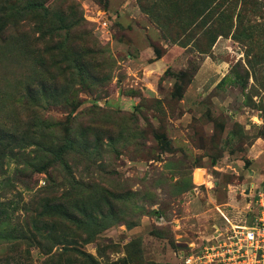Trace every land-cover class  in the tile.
I'll use <instances>...</instances> for the list:
<instances>
[{
	"label": "rangeland",
	"instance_id": "rangeland-1",
	"mask_svg": "<svg viewBox=\"0 0 264 264\" xmlns=\"http://www.w3.org/2000/svg\"><path fill=\"white\" fill-rule=\"evenodd\" d=\"M38 2L52 11L46 25L85 22L89 34L77 41L85 53L95 41L108 52L94 89L74 84L78 108L45 95L19 100L25 84L52 77L50 50L61 59L58 37L38 31L41 16L25 21L24 51L12 42L7 59L0 55V122L23 131L39 113L50 124L40 127L44 145L2 158L0 264H186L226 220L221 210L255 223L264 184V0ZM73 138L78 146L57 153ZM86 186L95 197L116 193L118 218L107 215L91 240L76 224L57 225L53 235L65 241L53 239L42 202L81 199Z\"/></svg>",
	"mask_w": 264,
	"mask_h": 264
},
{
	"label": "trees",
	"instance_id": "trees-1",
	"mask_svg": "<svg viewBox=\"0 0 264 264\" xmlns=\"http://www.w3.org/2000/svg\"><path fill=\"white\" fill-rule=\"evenodd\" d=\"M31 13L41 16V18H36L38 31L41 32V36H45L47 31V33L53 37L52 39L58 37V40H55L54 46L58 50L57 52L60 53L58 56H61V59L58 61L59 65L57 62H54V51L50 50L51 53L48 57L50 63L46 66L47 69L49 66L48 72L51 73L52 77L49 79L41 77L36 81L37 83L35 86L25 84L22 92L19 94V100L29 97L36 100V97L45 95L52 99L53 104L78 108L82 103V99L80 94L77 93V96L73 94L75 90H79L80 93V89H76L74 84H79L87 90L94 89V81L97 83L101 81L96 71H99L100 75H104L102 74L104 56L106 52H108V49L98 44L96 41L94 48L87 45V54L80 49L77 41H86L89 32L83 30L85 22L81 23L82 21L78 20V18L76 20L77 22H74L63 17L61 20L62 22L59 21V23H61L59 26L53 22L46 25V19L49 22L52 11L44 3H39L38 0H0V55L5 59H7V53L9 52L8 47H10L12 42L17 44V48L20 51H24L26 47L25 38L28 35V32L25 31V21ZM63 34L66 35L61 40L60 38ZM87 39L89 40V38ZM34 51H36L39 62L45 63V51L40 48ZM155 52L157 57H159L160 51L155 48ZM85 56L90 59L87 60ZM50 69H52V71ZM56 78H62L61 82L53 81ZM49 101L51 100H48V102ZM38 114H34L33 117H30L29 127L23 131L18 129L19 126H17L18 128L11 127V125L5 124L4 121L0 122V164L4 156L16 154V151L21 154L23 149L29 144L44 145L42 142L43 138L40 137V127L41 124L50 127V124L47 123L48 119H44ZM58 123L60 124V122L56 121L53 122L52 125H58ZM34 127H37V132L38 129H40V133L38 132L37 134L36 131L31 133L30 130H34ZM123 138H125V136ZM123 140L126 141L128 138ZM75 141L74 138L68 140L61 149V152L58 151L57 153L62 154V152H68L74 145L78 146L75 144ZM46 146L50 150L54 148L52 143H46ZM85 188L88 190L85 189L86 191L84 190V192L80 194L82 197L81 199H77L70 194L68 196V202L52 199H47L45 202H42L41 205L46 211V214L53 217L47 225V229H51L49 232L52 235L56 230L58 231L57 225L64 224L62 227L65 228L69 227V224H76L80 228H83V233L88 235L84 240H91L95 233L101 232L104 227L108 226L106 220L110 218L107 217V215L112 216L113 219L118 218V216H116L117 204L110 196L112 195L114 197L113 199H118L115 198L118 197L116 193L105 190L95 197L90 192L93 187L86 186ZM88 192L89 194L86 195L85 193ZM67 233L70 234L69 232ZM62 235L65 234H54L52 237L59 241H65Z\"/></svg>",
	"mask_w": 264,
	"mask_h": 264
},
{
	"label": "built area",
	"instance_id": "built-area-1",
	"mask_svg": "<svg viewBox=\"0 0 264 264\" xmlns=\"http://www.w3.org/2000/svg\"><path fill=\"white\" fill-rule=\"evenodd\" d=\"M107 21H103V26ZM258 213L255 223L218 226L210 242L199 254H189L186 264H264V184L256 194Z\"/></svg>",
	"mask_w": 264,
	"mask_h": 264
},
{
	"label": "crops",
	"instance_id": "crops-1",
	"mask_svg": "<svg viewBox=\"0 0 264 264\" xmlns=\"http://www.w3.org/2000/svg\"><path fill=\"white\" fill-rule=\"evenodd\" d=\"M228 194H229V196H233V194H231V190L228 192ZM222 211V213H223V215L225 214L226 215V218H228L230 221H232V222H234V223H247V222H245V221H234V220H236V219H232V218H237L238 217V215L239 214H237L235 211H233V210H231L230 209V211L232 212V214H227V213H225V211H223V210H221ZM237 219H239V218H237ZM225 225H227V221L225 220L224 222H221V223H217V224H215L214 225V228L216 229V227H218V226H221V227H224ZM215 229H214V231H215ZM212 234H214V233H212ZM212 237L213 236H211V239H212ZM210 239V240H211Z\"/></svg>",
	"mask_w": 264,
	"mask_h": 264
}]
</instances>
